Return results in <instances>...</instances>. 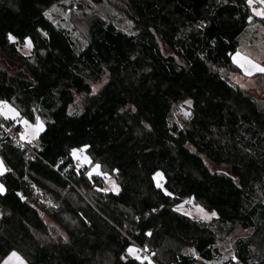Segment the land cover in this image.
I'll return each instance as SVG.
<instances>
[{
	"label": "trees",
	"instance_id": "16d2710c",
	"mask_svg": "<svg viewBox=\"0 0 264 264\" xmlns=\"http://www.w3.org/2000/svg\"><path fill=\"white\" fill-rule=\"evenodd\" d=\"M63 1L0 0V50L29 73L0 67V100L45 121L25 147L3 132L21 126L0 117V264L13 251L28 264H152L130 246L152 248L157 264H201L188 251L212 260L237 226L251 232L222 264H264V104L225 74L240 73L232 56L257 18L246 0H119L134 31L94 16L85 44L48 17ZM179 106L191 110L184 123ZM85 145L89 167L71 154ZM95 164L119 192L101 190ZM189 200L216 218L177 210Z\"/></svg>",
	"mask_w": 264,
	"mask_h": 264
},
{
	"label": "rangeland",
	"instance_id": "374dc122",
	"mask_svg": "<svg viewBox=\"0 0 264 264\" xmlns=\"http://www.w3.org/2000/svg\"><path fill=\"white\" fill-rule=\"evenodd\" d=\"M119 4H120L119 0H110V2L106 1V3H100V4L94 2L93 0H64L62 3L52 6L47 11V15L57 25L67 28L69 29V31L73 32L74 37L80 38V40H82V42L85 44L86 42L85 36L87 35L88 32L87 28L90 20L94 16L100 17L104 21L115 23V25L119 29L124 30L125 32L132 33L134 31L131 20H129L127 15L120 10ZM253 16L255 15L253 14ZM24 45L25 43L20 48V53L26 57L31 54L32 47L31 49H28ZM236 52H239L241 55L248 57L254 63L264 66L262 64V62L264 61V25L262 23L259 24L253 23V26H248V28L245 29V31L239 37V48L237 49ZM233 64L236 65L234 62ZM0 67L7 70L9 73L13 75H18L21 77H28L29 75L28 70L23 62L8 58V56L5 53H3L1 50H0ZM225 74L227 75V77L229 78V80L232 82L233 85H239L242 89L250 93L252 96L256 97L257 100H261L262 103L264 104V77H262V75H259L258 77V75L256 74L259 73H254L251 76H246L241 71V69H240V73L229 72L228 74L227 73ZM100 87L101 85H94L92 87V92L95 93ZM82 101H83L82 96H76L74 106L71 107V110L72 111L81 110ZM9 105L15 108L20 113V111L16 106L12 104ZM190 116H191V110L187 108V106L185 107L179 106L175 111V120H178L181 123H184L185 121L189 120ZM0 117L5 119L3 115H0ZM39 118L43 122L45 128V121L41 117ZM8 119H12V118L9 117ZM14 121L15 124H19L21 126L19 133L16 135L17 139L24 143L29 144L28 141L21 139V134L25 131L23 124L20 123L18 120H14ZM28 121L31 124H35L36 120L33 122L30 120ZM38 138L39 136L36 139L32 140L31 143L32 144L37 143ZM84 154L87 155L89 157V160L91 161L90 156L86 152H84ZM74 159L75 161H77L75 157ZM0 160H2L1 156H0ZM90 165L91 162L79 163V166L89 167ZM96 165L97 164L92 166L89 174L97 175L99 176V178H101L102 181L101 190L105 192H115V193L119 192L120 184L116 179V177L108 172H103L101 170V166L99 168V174H97L95 171H93ZM158 172L162 173L161 171ZM154 181L157 185V181L155 179ZM164 181L165 178L163 175V180H161L160 183L163 185ZM113 183L117 186L118 191L113 190ZM189 201L180 204L178 206L180 209L179 211L197 220H201L207 223L212 222L216 218V215L211 216L212 212L207 211L200 204L194 202L193 200H189ZM197 206L203 208L204 212L208 213L210 218H205L204 215L197 210ZM45 220L50 225H53V223L50 221L49 218L45 217ZM250 232L251 229H243L237 226L229 234L218 235L216 244L211 247V249H213L214 257L210 261L201 259L199 255L196 253V251H194L193 249H190L188 252L191 255H193V257L196 258L198 262L201 264H222L223 262L230 259L235 260L236 240L248 236ZM135 248L139 250V255L142 258L147 257L148 258L147 260H150V258L144 254L143 250H141L138 247ZM11 253L6 257L5 260L8 259ZM151 254L153 256L154 251ZM20 256L24 259L25 264H28L26 259L22 255ZM5 260L1 264H4Z\"/></svg>",
	"mask_w": 264,
	"mask_h": 264
},
{
	"label": "snow or ice",
	"instance_id": "6c2138e0",
	"mask_svg": "<svg viewBox=\"0 0 264 264\" xmlns=\"http://www.w3.org/2000/svg\"><path fill=\"white\" fill-rule=\"evenodd\" d=\"M246 3L249 8L252 9V12L255 16L260 17L261 19H264V0H246ZM253 5H259V7H254ZM251 20V17H249ZM8 39L12 42H15V37L11 34L8 35ZM26 48L31 49L32 42L30 39H25V45ZM233 62L241 69V71L246 76H251L254 73H264V66H261L259 64L254 63L252 60H250L248 57L241 55L239 52H236L232 56ZM189 105L191 104V101H186ZM0 115H3L5 119H8L11 117L13 120H18L20 123L23 124L25 131L21 134V139H24L31 143L32 140L36 139L40 133L44 131V124L40 120L39 117H36L35 124L29 123L27 119H24L20 116V113L10 106L6 101L0 100ZM87 145L83 146L80 149H72V156L76 158L78 164L79 163H90L89 157L84 154L85 150L87 149ZM99 168L100 165L97 164L93 171H95L97 174H99ZM10 171V169L5 168L4 161L0 160V175H3L5 172ZM154 179L157 181V187L163 189L164 194L167 196H171L172 193L167 191V189L163 188V185L160 183L161 180H163V174L160 172H156ZM113 190L118 191L117 186L113 183ZM6 192V188L3 184H0V194H4ZM190 202V201H189ZM179 211V207L177 208ZM197 210L201 212L205 218H210L208 213L204 212V209L197 206ZM216 213L212 212L211 216H215ZM151 235V233H149ZM127 254L129 257H131L133 260H147V257H141L139 255V250L135 247H128L127 248ZM4 264H25L24 259L15 251L11 253V255L8 257L7 260H5Z\"/></svg>",
	"mask_w": 264,
	"mask_h": 264
},
{
	"label": "built area",
	"instance_id": "2783aa9c",
	"mask_svg": "<svg viewBox=\"0 0 264 264\" xmlns=\"http://www.w3.org/2000/svg\"><path fill=\"white\" fill-rule=\"evenodd\" d=\"M253 6H254V7H259V5H253ZM262 20H263V22H264V19H262ZM3 132H4V136H5V135H10V136H12V137H14V139L17 141L18 144H20L21 146H25V147H26V144H27V143H24V142L18 140L17 137L14 136V135L11 133V131H9V129H7V128L4 127V128H3ZM32 145H34V144H32ZM143 251H144V254L147 255V256L150 258V262H151L152 264H157V263L155 262V260H154V257H153L152 254H151V253L153 252V249H152V248L144 249Z\"/></svg>",
	"mask_w": 264,
	"mask_h": 264
},
{
	"label": "crops",
	"instance_id": "0c3cea01",
	"mask_svg": "<svg viewBox=\"0 0 264 264\" xmlns=\"http://www.w3.org/2000/svg\"><path fill=\"white\" fill-rule=\"evenodd\" d=\"M254 17H257V18H259V19L256 18V20H255L254 22L250 23L249 26H253V23H256V24H257V23H258V24H259V23H262V20H260V19H261L260 17H258V16H254ZM262 24H263V23H262ZM263 25H264V24H263Z\"/></svg>",
	"mask_w": 264,
	"mask_h": 264
}]
</instances>
